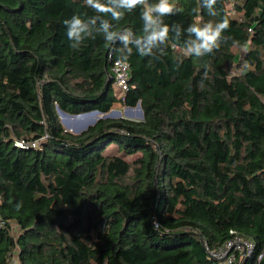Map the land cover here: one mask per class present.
Segmentation results:
<instances>
[{"label":"trees","instance_id":"obj_1","mask_svg":"<svg viewBox=\"0 0 264 264\" xmlns=\"http://www.w3.org/2000/svg\"><path fill=\"white\" fill-rule=\"evenodd\" d=\"M170 2L146 26L158 0L113 3L119 19L84 0H0V264H227L208 250L234 235L256 243L245 264H264V0ZM224 19L218 49L189 51L190 26ZM158 26L167 38L142 55ZM117 102H140L144 120L72 133L58 115Z\"/></svg>","mask_w":264,"mask_h":264},{"label":"clouds","instance_id":"obj_2","mask_svg":"<svg viewBox=\"0 0 264 264\" xmlns=\"http://www.w3.org/2000/svg\"><path fill=\"white\" fill-rule=\"evenodd\" d=\"M85 4L93 8L96 12L112 13L113 19H119L121 13L116 11L111 5L113 3H118L119 6L131 11L137 5L144 4L146 0H107L106 3H101V0H84ZM209 6L216 3V0H207ZM175 5L170 2V0H158V3L152 5L147 11L143 13V19L145 20L146 26H152L157 24V20L152 16L155 12L159 17L171 14L174 11ZM64 24L69 25L67 29V36L71 39L79 41L81 39V34L86 31V25L82 22L79 16H73L71 19L64 21ZM227 19L218 22L213 26L212 24H205L203 27L192 25L189 31L195 34L196 41L193 42V46L190 48L191 53L200 56L206 52H212L213 48L218 49V40L223 31L228 28ZM104 30L107 32L110 27L109 24L105 23L103 25ZM115 33H109L107 36L108 40H113L115 38ZM127 46L129 43V36L127 34L121 35L119 37ZM167 38V26L156 27L153 29L151 34L147 37L143 46L141 47V54H146L150 51L151 46L157 41H164ZM139 44V41L137 42ZM22 207V204L18 203L16 205L17 210ZM157 222H153L154 230L157 227ZM261 258H264V253L260 254Z\"/></svg>","mask_w":264,"mask_h":264},{"label":"built area","instance_id":"obj_3","mask_svg":"<svg viewBox=\"0 0 264 264\" xmlns=\"http://www.w3.org/2000/svg\"><path fill=\"white\" fill-rule=\"evenodd\" d=\"M115 74L114 88L120 93H125L128 90L130 78V65L127 62L116 61L113 67ZM39 142H31L33 147L37 146ZM24 141H17L16 146L25 147ZM234 233V231H232ZM206 245V243H205ZM207 247V245H206ZM211 256L221 260L227 264H245L256 251V243L252 240L244 239L240 235H234L228 239L223 246L215 250H208ZM264 253V252H263ZM258 254L257 259L260 262L263 258Z\"/></svg>","mask_w":264,"mask_h":264},{"label":"rangeland","instance_id":"obj_4","mask_svg":"<svg viewBox=\"0 0 264 264\" xmlns=\"http://www.w3.org/2000/svg\"><path fill=\"white\" fill-rule=\"evenodd\" d=\"M232 72H235L232 70ZM129 108L128 105H125L124 103L117 102L113 105V107L107 112H116L119 113L121 116L125 118H130L134 120H139L140 118L138 117L139 114V109L136 106H130ZM58 115L60 117L62 125L66 128V130L72 132V133H80L84 130H86L89 126L93 125L94 122H96L98 119H100V114H92V115H85V116H75V115H62L58 111ZM111 118H120L119 116L115 115L114 117ZM107 119V118H105ZM113 147V146H112ZM113 150V149H112ZM136 156H128V160H133ZM15 228H13V232L15 235L18 233L17 226L14 225Z\"/></svg>","mask_w":264,"mask_h":264},{"label":"water","instance_id":"obj_5","mask_svg":"<svg viewBox=\"0 0 264 264\" xmlns=\"http://www.w3.org/2000/svg\"><path fill=\"white\" fill-rule=\"evenodd\" d=\"M137 107L139 109V114H138V117L140 118L139 120H144V113H143V109L141 107V103L138 102L137 104ZM129 108H131L129 106ZM58 111L62 114V115H72L70 113H67L66 111L62 110L61 108H58ZM102 112H100L99 110H92V111H88V112H84V113H81V114H76L75 116H85V115H92V114H100ZM115 115L119 116L120 118H122L123 116H121L119 113H116V112H105V113H102V115H100V118H111V117H114ZM95 123V122H94Z\"/></svg>","mask_w":264,"mask_h":264}]
</instances>
